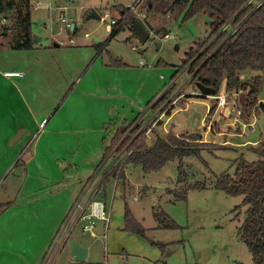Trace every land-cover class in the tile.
<instances>
[{
    "label": "rangeland",
    "instance_id": "1",
    "mask_svg": "<svg viewBox=\"0 0 264 264\" xmlns=\"http://www.w3.org/2000/svg\"><path fill=\"white\" fill-rule=\"evenodd\" d=\"M37 1L40 5L31 7V32L41 40L31 50H14L10 43L15 37V25L0 19V26L11 28L6 32L9 39L0 36V172H5L0 180V202H20L27 172L28 176L34 175V170L60 175L69 191L79 189L84 193L91 182L95 187L112 166L113 160L109 161L108 156L102 161V156L118 129L124 128L125 132L129 128L120 136L119 142H122L135 127L138 132L150 128L151 132L143 136L148 145L153 144L156 133L198 136L207 143L200 158L175 159L157 172L144 173L140 167L124 164L125 148L113 154L117 162L112 169H123L122 174L109 178L94 198L103 199L113 211L112 223L106 231L98 223L84 233L77 226L69 238L74 237L85 246L88 250L85 263L91 264H148L143 258L149 257L158 260V264H252L251 254L239 233L245 211L240 206L243 197L227 195L211 185L220 174L232 172V164L241 156L247 161L263 160L252 148L264 133V112L257 115L255 111L259 102L264 105V76L260 77V99L251 110V120L246 123H253L255 131L232 127L216 107L210 114L215 100L188 97L198 90L188 83L190 77L186 68L174 74L188 49L207 35L208 21L204 16L184 20L179 15L167 22L164 20L166 23L161 30H150V40L141 45L125 25L133 16L128 17L123 29L112 37L102 21L85 20L92 9L90 5L97 7L100 17L108 12L112 19H119V10L126 13L120 4L127 5L132 0ZM147 1L140 10L146 11ZM60 15L66 23L76 24L74 34L69 35L63 29L65 24ZM162 31L170 38L164 39ZM53 43L60 47L52 48ZM154 43L161 47L156 48ZM97 45L99 51L94 49ZM91 54L97 57L89 65L90 62H86ZM111 59L120 60L122 65H112L106 72L99 73L101 61L110 64ZM67 65H73L72 69ZM97 76L100 81L96 80ZM223 86L218 94L224 92ZM103 92L106 95H102ZM165 93L166 101L159 108H153ZM172 105L170 114H163L160 124L158 121L152 128L161 109ZM195 113L201 116L198 127H195L198 119L192 124ZM101 119H106L109 132L104 131L101 124L95 125ZM211 124L208 130L206 126ZM26 129L28 132L11 144L10 134L15 132L19 136ZM58 144L66 147H58ZM52 157L55 159L49 163ZM64 160H75L79 175L89 178L90 182L82 185L79 179H67L72 174L62 176L55 166ZM29 161H32L28 165L31 171L25 168ZM92 178L95 179L92 181ZM29 181L33 185L39 183ZM196 183H206L208 188L188 190L185 200L175 199V193ZM54 184L56 182L50 185L53 189L60 187ZM125 208L130 209L145 229L144 235H134L126 226L120 228ZM8 223H5L6 231L0 232V253L4 249L18 253L19 228L17 224ZM165 224L175 227L163 228ZM61 230L62 227L43 259L49 261L52 252L51 264H74L68 256L67 243L57 250ZM13 240L17 250L11 248Z\"/></svg>",
    "mask_w": 264,
    "mask_h": 264
},
{
    "label": "trees",
    "instance_id": "2",
    "mask_svg": "<svg viewBox=\"0 0 264 264\" xmlns=\"http://www.w3.org/2000/svg\"><path fill=\"white\" fill-rule=\"evenodd\" d=\"M10 12L12 14L8 16ZM179 15L184 20L197 15L204 16L209 30L204 38L188 49L181 66L174 74L177 75L186 68L190 77L189 84L195 86L200 83L214 89L216 95L223 83L225 92L230 95L243 88L238 102L243 106V120L248 123L251 120V110L260 99V77L264 76V0H148L143 22L149 30L159 32L163 23ZM132 18L125 24L131 31ZM0 19L15 25V37L10 43L14 50L32 49L31 0H0ZM122 29L123 27L112 29L110 36ZM8 31L11 28L0 26V36L3 39H9ZM74 32L75 27L72 34ZM113 64L117 66L118 62H112ZM241 75L245 77V81L239 79ZM244 82L250 83L252 89L243 85ZM166 95L167 93L163 94L153 108H159L166 101ZM255 108L256 114L264 112V105L260 102ZM172 109L173 105L164 107L160 113L169 115ZM214 110L215 105L210 109V114ZM149 129L138 132V127H135L122 142H119L120 136L126 134L129 128L125 132L116 130L105 148L102 161L113 151L120 153L125 148L127 157L124 164H131L140 167L144 173H151L161 170L175 159L189 156L200 158L201 150L207 145L198 136H161L157 133L153 144L148 145L147 138L143 136ZM255 144L257 146L252 151L263 160L247 161L241 156L232 164L233 171L220 174L211 186L227 195L243 197L240 206L245 211L239 228L240 239L251 254L252 264H264V133ZM115 171L111 169L105 176L98 192L109 178L120 177L123 169ZM207 188L206 183H196L175 193V199L185 200L188 190L202 191ZM155 216L157 217L156 214ZM124 217L126 226L133 222L127 208ZM174 227L173 224L163 226L167 229ZM136 232L143 234L144 230L139 227Z\"/></svg>",
    "mask_w": 264,
    "mask_h": 264
},
{
    "label": "crops",
    "instance_id": "3",
    "mask_svg": "<svg viewBox=\"0 0 264 264\" xmlns=\"http://www.w3.org/2000/svg\"><path fill=\"white\" fill-rule=\"evenodd\" d=\"M129 4H127V5L120 4V5L124 6V10H126L127 6ZM90 8H92L96 12H98L97 11L98 9L96 6L90 5ZM123 13H124L123 10H119L117 12V16L120 17ZM113 19H115V18L113 17ZM71 25H74V27H77L76 24H71ZM128 30L133 35V31H131L130 29H128ZM75 31H76V28H75ZM161 33H163L164 35H168L164 31H162ZM68 34L70 35L71 33H68ZM86 35H87V37L89 36L86 33L84 35L85 38H87ZM39 39L41 40V38H39ZM69 39H70V41H72V38H69ZM39 41L36 43H33L32 48L34 47L35 44L38 45L37 43H39ZM54 44H56V43H53V45L51 46L52 48H59L60 47L58 44H57L58 46L55 47ZM160 47H161V45H160ZM42 48L47 49V47H42ZM99 48H100V46L97 45V46H95L94 49L99 51ZM98 51H96V52H98ZM96 57L97 56H94L93 54H91L88 57L86 64H88L90 62L89 63V65H90ZM110 62H111L110 64H105L101 61V63H100L101 67H99V69H98L99 73L101 72V70L106 72V70L108 69L107 67L110 68L112 66V62L113 63L118 62V64L122 65L120 60L111 59ZM93 65H94V63L92 64V66ZM67 66H69V68L72 69L73 65H67ZM92 66H90V67H92ZM113 66H116V65L113 64ZM95 74H96V72H95ZM96 80L100 81L98 76L96 77ZM102 81L104 82V79H102ZM174 84H176V82ZM103 91H105V84L103 85ZM102 95H106L105 92H103ZM103 107H104L103 111H105V104H103ZM92 108L100 109V107H98V106H93ZM100 112H101V110H100ZM99 121L100 122H96L95 125L101 124L102 129L104 131L107 130L109 132V128H108V124L106 122V119H101ZM38 123H40V122H38ZM123 130H124V128H122V131ZM27 132H28V129L24 130L17 138L15 137L16 136L15 132H12V134H10V136H9V138H13L11 144L16 143ZM36 133H37V131L32 134V136L29 139V142L32 140V138L34 137V135ZM103 140H104V138H102V143H104ZM57 146L58 147H63V146L66 147L65 145H61V144H58ZM48 147L51 148V145L48 144ZM54 147L56 148V145ZM54 159L55 158L52 157V158H50L51 161H49L46 158V160H48L49 163H53ZM116 159L117 158L113 159V157H112V158H109V161L113 160V162H112V165H113L116 163V161H117ZM31 163H32V161H29L25 164V168H28L29 171H31L30 170L31 167L28 165ZM35 163H37V162H35ZM59 164L55 167H57V170L59 173L61 172V174H63L62 176H64V174H72L67 179H75V178L79 179V182H81L82 185L84 183L88 184L90 182L89 178L87 179L86 177L84 178V176L79 175V165L76 163L75 160H72L70 162L67 160L60 161ZM66 164H67V167L65 166ZM41 169H43V168H41ZM71 169H73V170H71ZM33 172L35 174L30 175V176H28L29 173L27 172V176L24 180L23 187L21 188V192H22V195L24 197L21 198L22 200L20 202L11 203L8 200H6L5 202H0V232L2 230L6 231V228L8 227L7 224H9L8 222H10L11 225L17 224V226L19 228L18 240L20 241V244H19L20 250L18 253H13V252L9 251L8 249H4L3 253H0V254H2V256H0V264H43V263H45V261L43 259V257H44L43 255H44L45 251L48 249L49 245H51L53 243L54 238H56V234L58 233L59 229L62 227V224L65 221V218L67 216V214H66L67 211L68 210L70 212L72 211V208L75 206V204L77 202L76 199H77L78 195L83 193L79 189L76 192L74 191V189H73V191H69L67 189L68 185L64 184L65 183L64 179L62 177L60 178V175H58V174L54 175L51 172H47V171L39 172V171H35V170ZM4 173L5 172H3V170H1L0 180L4 176ZM105 176H106V174L100 179V181H98V184L95 187H92L93 182H91L89 184L88 188L86 186L87 189L84 190V193L82 194L83 200L86 197L85 198V201H86L90 197V195L93 193L94 190H97V192L94 194V198L98 195V189L100 187L101 182L105 178ZM94 179L95 178H92V181ZM29 180H33L34 182H39V183L38 184L34 183V185H33V183H31ZM43 181H44V183H47V184H43L42 183ZM55 182H56V184H54V185H57L60 187L53 189V186H50V185H52ZM61 186H63L62 189H60ZM90 188H91V190H89ZM79 191L81 193L78 194ZM82 196H81V198H82ZM97 200H100L104 203V205L107 209V212L109 214V221H108V223L96 221V224L99 223V225L103 226L104 230L106 231L107 227H109V225L112 223L113 211L111 209H108V206L106 205V203L103 199H97ZM127 210L129 211L130 215L132 216L133 222L130 225L126 226L125 217H124L125 212H126V208H125V212L123 213V221H120V228H122V227L124 228V226H126L128 230H130L134 233V235H135V233H137L136 230H138L139 227L142 228L143 230H145L141 226V224L133 217L130 209L127 208ZM6 222H7V224H5ZM72 238L74 240H76V242L79 245L85 247L76 238H74V237H72ZM64 245L65 244H63L62 246H64ZM11 248H13V249L15 248L17 250V247L15 245V241H14L13 245L11 246ZM67 251H68V256H69L71 263H72L73 261L69 255L68 247H67ZM87 256H88V252H87ZM143 259L145 261H147L148 264H158L159 263L158 260H154L153 258L151 259V257L143 258ZM15 260H17V262H15ZM88 264H91V263H88Z\"/></svg>",
    "mask_w": 264,
    "mask_h": 264
},
{
    "label": "built area",
    "instance_id": "4",
    "mask_svg": "<svg viewBox=\"0 0 264 264\" xmlns=\"http://www.w3.org/2000/svg\"><path fill=\"white\" fill-rule=\"evenodd\" d=\"M146 1L147 0H132L131 3L127 6L126 13H123L120 17H118L119 19H112L110 14L106 12L104 13L103 16L100 17V21L105 23V26L109 29V31H111L112 29L121 28L124 21L130 16L135 17L136 19H138L139 21L143 23L146 17V11H142V9L140 10L139 8L140 6L145 5ZM38 5H40V3L37 0L31 1V7H36ZM61 21L63 24H65L63 29L68 33H72L74 26L72 28V25H70L69 23H66L64 18H62ZM168 38H170L169 35H164V39H168ZM132 49L134 50V47H132ZM139 64L141 65L142 63L140 62ZM146 67L151 68V66L149 65H147ZM239 79L241 81H245V77L243 75H241ZM242 92H243V88H240L236 93L230 95L225 92V87H224L223 93L215 95L213 97L200 96L199 92L190 94V95L215 100L216 101L215 107H216L217 112H219V115L222 116V118H224L227 121H230L229 123L230 126L232 127L242 126L245 128L248 127L250 128L251 132H254L255 128L253 126V123L247 125L246 123L243 122L242 105L238 102V97L240 96ZM173 104H175V101L173 102ZM163 114L156 117L157 121H153L152 128L161 119V116ZM212 126L213 125L211 124L209 126H206V128L209 130L210 127ZM148 133H149V130L145 134H148ZM113 154H115L114 151L109 155V158H112ZM115 164L111 166L109 171H107L106 175L110 172V170L114 167ZM96 192L97 190H94L93 193L90 195V197L86 201L83 200V196H82V198H80V200L76 202L75 206L72 208V211L69 212V214L66 216L65 221L62 226V230L58 234V238L56 241L58 245L57 250L60 249L64 243H67L69 234L74 230L75 227L77 226L80 227L81 231H83L84 233V232L90 231L93 228V226H95L96 221L108 223L109 214L107 212V209L104 203L100 200L94 199V194ZM52 255L53 253L51 252L49 261L45 260L44 264H51Z\"/></svg>",
    "mask_w": 264,
    "mask_h": 264
},
{
    "label": "water",
    "instance_id": "5",
    "mask_svg": "<svg viewBox=\"0 0 264 264\" xmlns=\"http://www.w3.org/2000/svg\"><path fill=\"white\" fill-rule=\"evenodd\" d=\"M11 14H12L11 12L8 13V16H10ZM91 19L100 20V15H98L94 9H90L85 16V20H91ZM73 26L74 25H72V28H73ZM131 28L133 31V36L140 42L141 45H145L150 40V36H151L152 32L146 27L145 24H143L138 19H136V18L131 19ZM39 40L40 39H38V37H36V36L32 37L33 43H36ZM154 44H155L156 48L160 47L159 43H154ZM54 46L57 47L58 45L54 44ZM243 85L251 87V89H252V85L250 83L244 82ZM195 87L198 90V92L200 93V96L213 97L216 95V91L214 89L203 86L200 83H196ZM195 119H198V123L195 126V127H198V125L200 124V119H201L200 114H198V113L194 114L192 124L194 123ZM17 137L18 136L16 135V138ZM67 245H68V249H69V255H70V257L74 263L80 264L86 260V256H87L88 251L85 247L79 245L76 242V240H74L73 238H68Z\"/></svg>",
    "mask_w": 264,
    "mask_h": 264
}]
</instances>
